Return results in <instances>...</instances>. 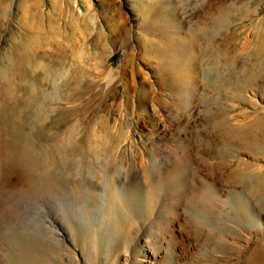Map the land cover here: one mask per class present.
<instances>
[{"label":"rangeland","instance_id":"374dc122","mask_svg":"<svg viewBox=\"0 0 264 264\" xmlns=\"http://www.w3.org/2000/svg\"><path fill=\"white\" fill-rule=\"evenodd\" d=\"M37 1L52 13L53 0ZM71 1L69 20L92 25L82 50L105 64L110 90L94 109L62 105L72 124L62 154L43 137L13 135L17 117L0 94V264H264V63L253 54L264 0H240L248 16L209 37L197 27L216 0H168L166 11L156 0L139 9L132 0ZM16 2L0 20L4 43V27L19 25ZM34 116L29 123L50 118ZM99 122L117 161L111 176L73 166L70 178L59 175L88 127L102 134ZM79 179L88 181L81 196L65 183ZM110 191L129 193V210L110 211Z\"/></svg>","mask_w":264,"mask_h":264},{"label":"bare ground","instance_id":"6f19581e","mask_svg":"<svg viewBox=\"0 0 264 264\" xmlns=\"http://www.w3.org/2000/svg\"><path fill=\"white\" fill-rule=\"evenodd\" d=\"M132 1L137 9L142 7L143 0ZM150 1L153 2V0ZM156 1L161 2L162 11L168 9V3H166L168 0ZM24 2V0H18L15 5L19 25L16 29L8 25L5 26V32L2 36L6 37V44L2 40L0 41L2 44L0 51V78H7L9 74L11 78L15 77V81L12 79L13 83L6 81L5 85L0 86V94H4V97L8 96L10 106L6 104L8 102H3H6L4 106H9L10 117L13 119L17 117V122L9 126L10 132L17 137H21V139L22 137H31L30 135L43 137L45 143H47L46 149L49 153L58 154L64 148L62 146L63 140L67 137L66 135H69V130L72 127V124H65L64 117L66 112L61 109L62 105L64 103H75V108L76 106H93L94 109L98 101L103 103L104 97L109 93L112 76L110 72L105 73L104 63L96 61V52L91 51L84 54L82 45L84 39L91 35L92 25H84L83 28H80L72 20H69L70 7L72 6L71 0H63V2L53 0L50 4L52 9L50 14L45 13L37 0L27 5ZM144 4L145 8L147 5L146 3ZM7 7V0H1L0 20L5 16ZM249 11L247 2L216 0L215 3L206 6L205 20L198 24L200 26L197 27V31L208 37L213 36L211 34L214 29L228 26L231 22L247 17ZM65 17H68V19H64L63 25H60L59 19L63 20ZM255 39L257 46L253 54L261 58L264 63V29H261L256 34ZM182 45L181 51L190 46L188 43ZM173 61L175 62L174 59ZM99 65L101 66L100 70L98 68ZM100 80H106L105 86L107 88L100 87ZM17 91L19 95L15 96ZM54 112H57V114H53ZM31 115L41 116V118L49 116L50 118L48 117L49 120L45 119L46 121L37 118L38 121L34 120L29 123L28 117L30 116L31 118ZM6 117L3 116V118ZM101 119L104 120L103 118ZM99 123L102 128H100L102 134H99L95 128L88 127L84 133L82 150L72 154V157L69 156V158L60 157L59 168H57L59 175L64 176V178H70L73 166V168L77 169V174L81 173L84 177L89 175L108 179L111 176V170L117 166V161L110 142L111 138L108 128L102 122ZM25 128L28 130H25ZM49 155L48 157H50ZM84 177L81 178L83 179ZM86 182L88 181L86 180ZM86 182L81 179L65 181L66 188L70 189V191L74 189L80 196L82 193L80 194L78 189ZM72 192L75 193L74 191ZM110 194L108 204L110 211H115L117 214L121 211H126V209L129 210V193V195H124L112 191ZM70 202V204L73 203L72 201ZM118 215L120 219L119 225L125 228L127 226L126 223H128L127 215ZM11 259L14 258L11 257Z\"/></svg>","mask_w":264,"mask_h":264}]
</instances>
